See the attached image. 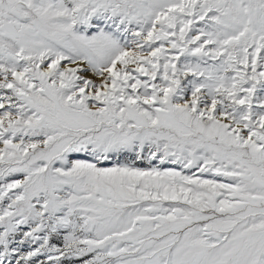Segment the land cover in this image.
<instances>
[{
	"label": "snow or ice",
	"instance_id": "6c2138e0",
	"mask_svg": "<svg viewBox=\"0 0 264 264\" xmlns=\"http://www.w3.org/2000/svg\"><path fill=\"white\" fill-rule=\"evenodd\" d=\"M0 264H264V0H0Z\"/></svg>",
	"mask_w": 264,
	"mask_h": 264
}]
</instances>
